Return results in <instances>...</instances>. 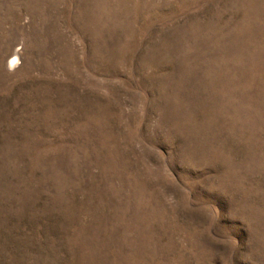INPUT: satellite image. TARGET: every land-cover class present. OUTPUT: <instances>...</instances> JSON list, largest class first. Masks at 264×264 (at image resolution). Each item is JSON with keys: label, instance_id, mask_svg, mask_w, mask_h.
I'll use <instances>...</instances> for the list:
<instances>
[{"label": "rangeland", "instance_id": "rangeland-1", "mask_svg": "<svg viewBox=\"0 0 264 264\" xmlns=\"http://www.w3.org/2000/svg\"><path fill=\"white\" fill-rule=\"evenodd\" d=\"M0 264H264V0H0Z\"/></svg>", "mask_w": 264, "mask_h": 264}, {"label": "bare ground", "instance_id": "bare-ground-1", "mask_svg": "<svg viewBox=\"0 0 264 264\" xmlns=\"http://www.w3.org/2000/svg\"><path fill=\"white\" fill-rule=\"evenodd\" d=\"M16 57H17V52H15L9 59V64H13L15 63V60H16Z\"/></svg>", "mask_w": 264, "mask_h": 264}]
</instances>
